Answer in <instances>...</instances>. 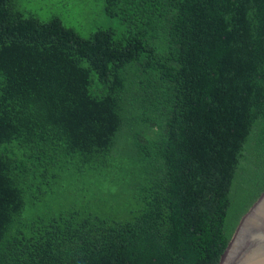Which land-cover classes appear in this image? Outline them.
<instances>
[{
	"label": "trees",
	"instance_id": "1",
	"mask_svg": "<svg viewBox=\"0 0 264 264\" xmlns=\"http://www.w3.org/2000/svg\"><path fill=\"white\" fill-rule=\"evenodd\" d=\"M100 1L119 33L0 0V264H219L264 192V0Z\"/></svg>",
	"mask_w": 264,
	"mask_h": 264
},
{
	"label": "rangeland",
	"instance_id": "2",
	"mask_svg": "<svg viewBox=\"0 0 264 264\" xmlns=\"http://www.w3.org/2000/svg\"><path fill=\"white\" fill-rule=\"evenodd\" d=\"M18 7L25 12L35 13L42 20H49L52 16H60L64 23L73 28L83 37H88L98 27L112 28L120 32L121 27L116 19H109L102 11L100 0H16ZM91 179V178H90ZM68 192L59 191L58 195L50 199L64 210L73 204ZM112 200V199H111Z\"/></svg>",
	"mask_w": 264,
	"mask_h": 264
},
{
	"label": "water",
	"instance_id": "3",
	"mask_svg": "<svg viewBox=\"0 0 264 264\" xmlns=\"http://www.w3.org/2000/svg\"><path fill=\"white\" fill-rule=\"evenodd\" d=\"M219 264H264V192L242 217Z\"/></svg>",
	"mask_w": 264,
	"mask_h": 264
}]
</instances>
